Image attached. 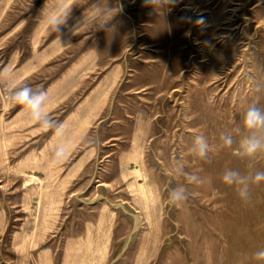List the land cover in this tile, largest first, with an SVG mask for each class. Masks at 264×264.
Instances as JSON below:
<instances>
[{
    "label": "rangeland",
    "instance_id": "rangeland-1",
    "mask_svg": "<svg viewBox=\"0 0 264 264\" xmlns=\"http://www.w3.org/2000/svg\"><path fill=\"white\" fill-rule=\"evenodd\" d=\"M94 2L0 0V264H264V181L244 200L221 179L264 170V153L242 157L235 133L217 147L264 105V0H119L114 33L76 31ZM69 11L57 32L43 23ZM12 84L47 90L63 133L9 103ZM198 134L209 161L189 154Z\"/></svg>",
    "mask_w": 264,
    "mask_h": 264
},
{
    "label": "clouds",
    "instance_id": "clouds-1",
    "mask_svg": "<svg viewBox=\"0 0 264 264\" xmlns=\"http://www.w3.org/2000/svg\"><path fill=\"white\" fill-rule=\"evenodd\" d=\"M177 3V0H143L146 7L157 9H168ZM123 11V5L119 0L110 5L109 0H96L91 3L87 12H84L82 22L76 28L88 24L89 31H106L114 33L116 26L113 23L115 17ZM95 14V15H94ZM70 11L64 15L49 13L43 17L45 26L57 32L60 26L64 25L69 18ZM201 23V21H197ZM75 31V34H76ZM9 79L6 69L0 70V81ZM7 100L13 105L22 106L29 119L44 132L53 131L56 135L63 133V124L50 119L45 110L49 103L48 91L41 88L33 90L27 84H12L7 89ZM243 129L235 128L232 132H222L219 136L220 144L218 148H231L235 143L233 133L241 135L239 141L240 155L244 158H253L258 154L264 153V105L256 100L246 106L242 114ZM189 154H194L201 160L209 161L210 154L215 155L214 149L203 134L194 136L192 145L188 150ZM63 148L57 150L56 155L62 156ZM175 175L184 177L189 184H203L205 181L198 173L188 172L182 160H177L173 166ZM222 181L229 186H235L238 195L244 199H249L250 187L252 184H259L264 181V170L255 171L251 175L242 174L238 170L227 169L223 172ZM189 196L188 188L184 184H178L172 188L168 194L170 203L181 206ZM254 259L264 262V249L254 253Z\"/></svg>",
    "mask_w": 264,
    "mask_h": 264
}]
</instances>
